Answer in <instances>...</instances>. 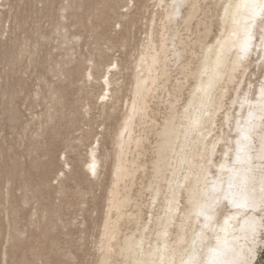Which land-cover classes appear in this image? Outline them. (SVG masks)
I'll return each instance as SVG.
<instances>
[{
	"label": "bare ground",
	"instance_id": "bare-ground-1",
	"mask_svg": "<svg viewBox=\"0 0 264 264\" xmlns=\"http://www.w3.org/2000/svg\"><path fill=\"white\" fill-rule=\"evenodd\" d=\"M139 1L143 36L96 77L93 264H264V0Z\"/></svg>",
	"mask_w": 264,
	"mask_h": 264
},
{
	"label": "rangeland",
	"instance_id": "rangeland-1",
	"mask_svg": "<svg viewBox=\"0 0 264 264\" xmlns=\"http://www.w3.org/2000/svg\"><path fill=\"white\" fill-rule=\"evenodd\" d=\"M139 2L0 0V264L94 263L102 185L82 162L103 127L96 77L143 36Z\"/></svg>",
	"mask_w": 264,
	"mask_h": 264
},
{
	"label": "snow or ice",
	"instance_id": "snow-or-ice-1",
	"mask_svg": "<svg viewBox=\"0 0 264 264\" xmlns=\"http://www.w3.org/2000/svg\"><path fill=\"white\" fill-rule=\"evenodd\" d=\"M259 7L264 9V5H260ZM247 50H248L247 49V43L245 42V44H243L241 46V52L246 54ZM239 59H243V56H240ZM261 96H262V99H264V85H262ZM237 143L239 145V141ZM214 147L215 146L213 145V149H214ZM240 151H241V148L238 147L237 156H236L237 161L241 160ZM222 167H223V165H222ZM229 186L231 187V184ZM213 190H215V186H214ZM228 195H229V193H225V198H228ZM237 206H239V205H237ZM251 207H252L253 211H256V209L258 208L261 213H264V197H262L259 200V202H254L251 205ZM200 214H204L203 209L201 210ZM205 219L208 220V219H210V217L205 214ZM261 219L264 220V217H261ZM252 220H253V224H252L251 230H252L253 237L255 238V236L257 235L255 217H253ZM260 227H264V224H261ZM250 251H252V250H250ZM253 256H254V253H253ZM229 264H254V259L250 258V259H245V260L231 261V262H229Z\"/></svg>",
	"mask_w": 264,
	"mask_h": 264
}]
</instances>
